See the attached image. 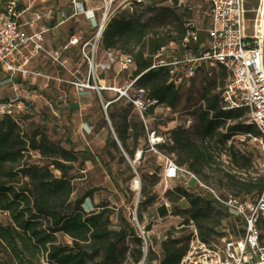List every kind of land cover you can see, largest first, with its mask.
<instances>
[{"label":"trees","instance_id":"1","mask_svg":"<svg viewBox=\"0 0 264 264\" xmlns=\"http://www.w3.org/2000/svg\"><path fill=\"white\" fill-rule=\"evenodd\" d=\"M9 2L16 3V12L22 11L19 0ZM174 9L182 13L174 14ZM152 12L153 9L148 10V13ZM190 15L187 8H176L171 4L160 6L158 14L148 20H143L142 16H131L124 10L117 17L110 18L101 33L103 50H116L131 56L133 70L130 81L137 78L136 87L144 89L148 97L156 99L161 106L170 110L179 101L178 88L182 85L175 87L169 83L168 68L148 69L160 48L176 44L182 39L183 24ZM156 21H159V27L178 22L175 34L169 30L164 33L152 32V24ZM203 41L200 39V42ZM214 67L221 70L220 85L225 87L228 79L226 83L224 81L229 73L222 66ZM204 68L205 64L198 67L195 75ZM216 88L213 82L204 92L203 106L198 109L195 117L199 143L190 140L188 128L183 127L189 121L186 120L168 132V143L159 145V150L173 153L176 164L195 176L201 175L207 181L208 174H211L219 187L233 192L235 197L247 194L259 197L264 191V175L254 180L211 169L215 158L210 143L216 137L224 144L235 135H258L255 127L245 123L246 109H222V92H215ZM106 112L116 137L115 140L109 132L108 147L133 160L140 140L144 138L145 141L144 148H141L145 149L146 143V133L139 116L123 99L111 103ZM145 117L150 120L151 129L161 135L156 128L159 127V117L154 116L153 108L145 113ZM151 121L156 127L151 126ZM224 128L225 132L221 133L220 130ZM69 145V149L57 146L37 130L23 134L15 118L9 115L0 117V214H6L8 218L7 223L0 220V264H91L95 261H100V264H123L128 250L124 243L127 237L135 243L128 264H140L144 258L142 240L125 217L121 216L123 226L115 232L109 228L110 215L107 214L109 210L104 202L97 204L92 212H86L83 208L85 199L92 197V193L71 200L74 186L69 174L74 170V164L80 158L86 162L93 157L89 152L76 151L72 144ZM257 151L262 155L258 148ZM31 152H37L48 164H28L26 159ZM237 154L243 160V166L251 163L250 155L247 157L238 152H232L231 163H238ZM121 161H124L123 156ZM150 179L153 180L149 185L142 183L140 187L138 207L141 209L156 201V196L150 195L149 189L158 180L154 175ZM197 190L178 184L165 193V198L173 205V212L170 209L169 215L180 216L187 226L191 221L200 241L209 244L222 235L219 232L222 224L233 217L217 200L211 196L210 199L204 198ZM182 201L187 203L184 209L180 207ZM137 219L140 223L142 216L138 214ZM58 235L68 238V241H59ZM116 236H120V240L116 241ZM188 241L189 238L181 244L179 240L167 237L161 243L162 259L158 264H179L188 250ZM153 255L149 247L143 262L148 264L157 260Z\"/></svg>","mask_w":264,"mask_h":264},{"label":"built area","instance_id":"2","mask_svg":"<svg viewBox=\"0 0 264 264\" xmlns=\"http://www.w3.org/2000/svg\"><path fill=\"white\" fill-rule=\"evenodd\" d=\"M105 2V11L100 19L97 34L92 38L72 36L58 50H48L44 45L43 34L28 32L34 23L41 20L40 14H35L34 19L26 24L19 21L20 14L16 12V3L9 2L0 13V75H4L12 86L15 80H26L29 77L43 78L47 82L56 80L50 75H45L38 70H32L29 65L39 55H43L52 64L65 69L63 54L71 47H78L83 61L87 65L85 75L71 84L79 90L109 91L116 96L103 104L102 109L106 119L107 107L119 99H123L133 107L139 116L146 133L145 149L139 148L134 153L133 163H138L143 154L153 153L157 161L164 166L163 177L165 180L174 181L188 178L184 186L189 188L193 181L200 190H205L222 206L234 219L238 220L241 233L236 238L229 237L223 240L221 246L213 241L205 244L200 241L197 230L190 221L192 228L191 241L188 250L179 264H264V191L255 202H243L233 195L221 196L214 188L203 184L194 174L186 168L180 167L175 162L173 153L159 150V145L168 143L163 136L158 135L150 127V120L145 113L153 108L170 111L161 106L154 98L147 96L144 89L135 86L137 78L130 81L122 88L114 86L96 85L95 58L97 55V40L99 31L104 29L110 20L111 0ZM247 0H171L169 4L176 8H187L190 15L183 24L182 39L176 44H168L157 52L152 66L168 68L169 83L179 87L195 76L196 70L202 64L214 67L222 66L229 73L228 82L222 90V109H246L248 124L258 131L257 136L248 135L253 144L264 156V70L262 66V30H256L254 35L247 33ZM195 3L199 6L206 5L205 13L194 10ZM73 16L86 13L78 0H71ZM194 12L197 16H194ZM198 14L202 15L198 20ZM207 19L209 24L206 29L201 27L202 21ZM204 33V41L200 37ZM120 71H126L133 66L129 56L118 58ZM15 91V89H14ZM31 102L11 99L0 103V117L28 111ZM190 121L183 124L188 128ZM131 162V164L133 165ZM134 168V167H133ZM164 206L170 210V205ZM143 234V232H142Z\"/></svg>","mask_w":264,"mask_h":264},{"label":"rangeland","instance_id":"3","mask_svg":"<svg viewBox=\"0 0 264 264\" xmlns=\"http://www.w3.org/2000/svg\"><path fill=\"white\" fill-rule=\"evenodd\" d=\"M9 1L0 0V13L5 10ZM23 0H19V6H22ZM56 2L57 6L60 9H67L69 6V0H53ZM94 4L99 8V11L95 13L94 18V28L88 29V33L84 38L95 37L99 27L100 19L105 9V2L103 0H93ZM109 0H106L108 4ZM110 6V18L117 17L122 11H128V14L131 16L141 17L143 20H148L153 18L158 14V8L160 6L169 5V2H161L159 0H111ZM140 2V4H136ZM246 8L247 13V33L249 35H254L256 30H259L262 20V10H263V0H247ZM149 9H153L154 12L148 13ZM194 10H200L205 13L207 10L206 5L199 6L195 3ZM181 10L174 9V14L180 15ZM192 15V13H191ZM194 16L197 14L194 12ZM202 15L198 14V20H201ZM183 22V18H182ZM169 23V21H165ZM208 20L204 19L200 24L203 29L208 27ZM77 27H80V24H75ZM152 32H162L169 30L173 34L176 32V27L178 22L173 21L171 25H165L159 27V21H156L152 24ZM88 28V27H87ZM83 31V27H81ZM77 32V30H75ZM201 40L204 39V33L200 37ZM97 58H95V64L101 61L105 66L102 71L107 72V77L110 80L112 86L116 88H122L130 82L131 72L133 67H130L126 71H120L118 65V58L120 56H130L123 54L116 50L107 51L109 56H105V50L101 47V35L97 40ZM104 54L103 60H98ZM131 57V56H130ZM87 68V65H84V68ZM99 68L97 69L96 74L98 75ZM228 77L225 79L226 83ZM221 80V70L218 67L206 66L203 70H200L193 79L188 80L183 83L181 87L178 88L179 92V101L176 107L173 110L166 111L163 109H156L154 116L159 117V127H156L155 124L151 126L156 127L159 131V134L167 139L170 134V130L182 125L183 122L189 120L191 123L187 129L190 140L196 142L197 144L200 141L199 136L196 133V120L197 111L200 107L203 106L202 96L206 90L210 87V84L215 82L217 88L215 92H222L223 86L220 85ZM111 95L108 97L104 96L106 100H110L116 95L112 92H109ZM14 91L13 86L9 83L0 85V103L4 102L6 98H13ZM102 96H97V101L105 100ZM105 100V102H106ZM31 102L32 107L22 113H15L13 117L18 121L19 128L21 133L30 134L37 130L44 136H47L53 144L60 146L65 149H69L70 145L66 141L65 135H59L53 133L51 135V127L49 124L45 123L47 120L42 118L47 116V112L43 102L36 103V101H23ZM102 114L104 119H106L103 109ZM245 123L248 122V114L245 113L244 117ZM106 127L109 128V124L106 122ZM221 133L225 132V128L220 130ZM75 142V140H74ZM144 138L140 140V144L136 147L139 149L144 146ZM79 142H75L74 145L79 149ZM210 146L212 147V152L214 156L215 163L211 165V169H219L224 172H228L232 175L242 178H253L254 180L262 177L264 175V156L260 155L257 151L256 145L252 143L248 136L235 135L230 138L226 143H222L219 137H216L211 141ZM231 147H233L232 152H238L244 156H251V163L243 166V160L239 158L238 163H231L232 152ZM93 153L97 156V161L93 163L90 162L86 164L80 158L78 162L74 164V170H72L69 176L72 178V183L74 186V194L72 195L71 200H76L78 197H82L86 193H92L95 196V201L97 204L104 202L108 207V213L110 215L109 228L112 231L118 232L123 226L121 221V216L125 217L133 227L137 230L138 236L142 240L143 251L148 253L149 247L154 253V257L157 259L148 264H158L159 260L162 259L161 252V243L171 236L172 238L179 240L180 243L184 242L189 238V244L191 241V232L192 228L188 225H184L183 219L180 216L166 215L165 210L161 209L156 215L155 209L161 208L162 204L168 203L170 205L171 212H173V205L165 198V193L173 190L178 184H183L188 182V178L182 180L168 181L163 177L164 166L159 161L153 153H144L142 158L138 163H133L127 155L126 157L122 153L121 155L117 154L110 147L100 149L96 144H91ZM144 148V147H143ZM165 150V149H164ZM165 151L168 152L166 149ZM91 154V153H90ZM121 156L123 160L121 161ZM26 161L28 164L32 165H47L48 162L43 160L37 152H31L27 156ZM133 163L131 168L130 163ZM55 175H59L58 172H54ZM151 175H154V178L158 180V183L149 189L150 195L156 196V201L153 205L147 206L144 209L138 207L140 194L139 190L141 184L144 183L149 185L150 181L153 179ZM133 176V177H130ZM200 181L206 186L212 187L215 190L219 191L222 196L225 195H234L233 192L219 187L211 178V174H208L209 180H204L201 175H196ZM189 187L191 190H197L193 181L189 182ZM197 192L202 194L204 198L210 199V195L205 190L198 189ZM243 202H255L258 196L255 194L239 195L237 196ZM96 204V205H97ZM180 207L182 209L187 207L186 201L181 202ZM85 211L89 209V204L86 203ZM95 210V208H94ZM142 216V220L139 223L137 215ZM135 219V220H134ZM0 220L3 223L8 222L6 214H0ZM237 226H240L237 219L228 218L219 229V232L222 233L221 236L214 239V243L218 246H221L224 239L229 237L236 238L241 233L240 229ZM143 232V234H142ZM116 241L120 240V236L115 237ZM59 241H68V238L58 235ZM125 247L128 248L126 252L125 259H123V264H128L131 261V254L135 248V243L132 238L127 237L125 239ZM188 244V247H189ZM91 264H100V261H95ZM140 264H145L141 262Z\"/></svg>","mask_w":264,"mask_h":264},{"label":"crops","instance_id":"4","mask_svg":"<svg viewBox=\"0 0 264 264\" xmlns=\"http://www.w3.org/2000/svg\"><path fill=\"white\" fill-rule=\"evenodd\" d=\"M78 1L86 13L73 16L71 0H69L67 9H60L53 0H23L21 3L22 11L19 12V21L26 24L34 19L35 14H40L41 20L36 21L34 27L27 30L28 32L46 31L43 34L45 47L48 50H58L70 37L79 35L85 37L88 33L87 30L94 28L95 13L99 11V8L93 0ZM75 24H80V27ZM81 27L86 30L83 31ZM105 56H109V52L105 51ZM105 56L103 54L98 60H103ZM62 59L65 61V69L55 66L43 55H39L30 63L29 67L45 75H50L56 80L47 82L43 78L34 77H29L26 80L17 79L13 86V91L14 89L15 91L12 99L43 102L47 116L42 118L47 120L45 123L51 127L50 136L53 133L65 135L66 141L72 144L76 151L91 153L93 159L85 163H93L95 160L97 161V156L93 153L91 144H96L100 149L107 148V142L110 138L109 132L113 137L110 120L104 119L102 114V106L105 100L98 102L96 98L99 95L104 98V96L108 97L111 94L109 91L103 90L100 92L79 90L71 84L81 78L75 74L76 71L82 75L87 72V68H84L86 63L83 61L78 47H71L63 54ZM105 66L108 65L101 61L98 63L97 69L99 68L100 71H98V75L96 74L95 84L112 86L107 77V72L102 71ZM7 83L6 77L0 75V85ZM7 100L11 99L6 98L5 101ZM104 121L109 124V128L106 127ZM74 140L79 142V149L75 147ZM86 203L89 204V209L86 212L94 211L97 204L95 196L92 195V197L85 199L83 208ZM161 209H164L165 213L169 215L170 210L163 206L155 209L157 216H159L158 213Z\"/></svg>","mask_w":264,"mask_h":264},{"label":"water","instance_id":"5","mask_svg":"<svg viewBox=\"0 0 264 264\" xmlns=\"http://www.w3.org/2000/svg\"><path fill=\"white\" fill-rule=\"evenodd\" d=\"M101 33H102V30L99 31L98 35H100ZM262 66H263V70H264V24H263V30H262ZM111 132L113 134L114 139L116 140L115 134L112 131V129H111ZM116 142L119 145L118 141H116ZM124 156L126 157V154H124ZM129 163H130L131 168H133V165L131 164V162H129ZM139 192H140V190H139ZM145 255H146V251L144 252V258L142 260V263L145 259Z\"/></svg>","mask_w":264,"mask_h":264},{"label":"bare ground","instance_id":"6","mask_svg":"<svg viewBox=\"0 0 264 264\" xmlns=\"http://www.w3.org/2000/svg\"><path fill=\"white\" fill-rule=\"evenodd\" d=\"M263 24H264V0H263V10H262L261 27H263Z\"/></svg>","mask_w":264,"mask_h":264}]
</instances>
